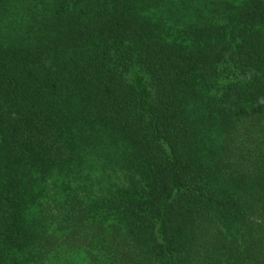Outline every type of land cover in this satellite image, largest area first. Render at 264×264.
Segmentation results:
<instances>
[{"label":"trees","instance_id":"trees-1","mask_svg":"<svg viewBox=\"0 0 264 264\" xmlns=\"http://www.w3.org/2000/svg\"><path fill=\"white\" fill-rule=\"evenodd\" d=\"M264 264V0H0V264Z\"/></svg>","mask_w":264,"mask_h":264},{"label":"rangeland","instance_id":"rangeland-1","mask_svg":"<svg viewBox=\"0 0 264 264\" xmlns=\"http://www.w3.org/2000/svg\"><path fill=\"white\" fill-rule=\"evenodd\" d=\"M71 264H80V261L78 260L77 257H74L71 259Z\"/></svg>","mask_w":264,"mask_h":264}]
</instances>
